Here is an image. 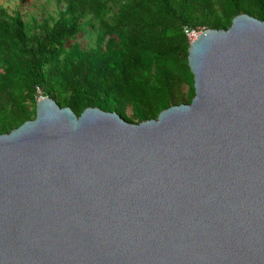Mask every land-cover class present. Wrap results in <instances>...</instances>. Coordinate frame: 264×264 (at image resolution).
Returning a JSON list of instances; mask_svg holds the SVG:
<instances>
[{
	"label": "water",
	"instance_id": "95a60500",
	"mask_svg": "<svg viewBox=\"0 0 264 264\" xmlns=\"http://www.w3.org/2000/svg\"><path fill=\"white\" fill-rule=\"evenodd\" d=\"M190 104L131 124L49 98L0 134V264H264V22L190 41Z\"/></svg>",
	"mask_w": 264,
	"mask_h": 264
},
{
	"label": "trees",
	"instance_id": "16d2710c",
	"mask_svg": "<svg viewBox=\"0 0 264 264\" xmlns=\"http://www.w3.org/2000/svg\"><path fill=\"white\" fill-rule=\"evenodd\" d=\"M54 3L40 22L0 6V134L34 118L37 90L77 117L97 108L131 124L156 119L194 97L184 28L227 30L242 14L264 22V0ZM86 32L89 48L78 43Z\"/></svg>",
	"mask_w": 264,
	"mask_h": 264
},
{
	"label": "rangeland",
	"instance_id": "374dc122",
	"mask_svg": "<svg viewBox=\"0 0 264 264\" xmlns=\"http://www.w3.org/2000/svg\"><path fill=\"white\" fill-rule=\"evenodd\" d=\"M0 6L9 14L18 12L25 22H30L33 18L40 22L47 16L54 15L56 9L54 0H0ZM203 31L204 30H199L198 32H195V34L198 35ZM93 40L94 35L86 32L79 37L78 43L83 48H89L93 44ZM183 91L186 92L187 89L184 87ZM36 95V100H39V96L44 98L41 96L40 90H37ZM125 114L127 117H130L132 112L127 108Z\"/></svg>",
	"mask_w": 264,
	"mask_h": 264
},
{
	"label": "built area",
	"instance_id": "2783aa9c",
	"mask_svg": "<svg viewBox=\"0 0 264 264\" xmlns=\"http://www.w3.org/2000/svg\"><path fill=\"white\" fill-rule=\"evenodd\" d=\"M183 32H184V34L186 35V37L188 38V39H191L192 38V36H194V34H195V31H191V30H189V29H187V28H184L183 29ZM189 41H191V40H189ZM41 97L39 96V99H40Z\"/></svg>",
	"mask_w": 264,
	"mask_h": 264
},
{
	"label": "bare ground",
	"instance_id": "6f19581e",
	"mask_svg": "<svg viewBox=\"0 0 264 264\" xmlns=\"http://www.w3.org/2000/svg\"><path fill=\"white\" fill-rule=\"evenodd\" d=\"M199 35L200 34H198V35L194 34V36H192V38H191V42H193L194 40H196Z\"/></svg>",
	"mask_w": 264,
	"mask_h": 264
}]
</instances>
